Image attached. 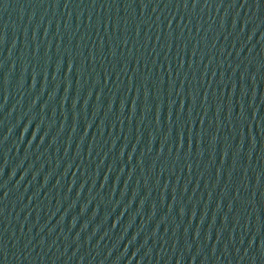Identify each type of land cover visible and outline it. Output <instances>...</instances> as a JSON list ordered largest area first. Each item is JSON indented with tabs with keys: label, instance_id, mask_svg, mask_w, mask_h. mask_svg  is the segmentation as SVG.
I'll list each match as a JSON object with an SVG mask.
<instances>
[{
	"label": "water",
	"instance_id": "water-1",
	"mask_svg": "<svg viewBox=\"0 0 264 264\" xmlns=\"http://www.w3.org/2000/svg\"><path fill=\"white\" fill-rule=\"evenodd\" d=\"M0 264H264V0H0Z\"/></svg>",
	"mask_w": 264,
	"mask_h": 264
}]
</instances>
